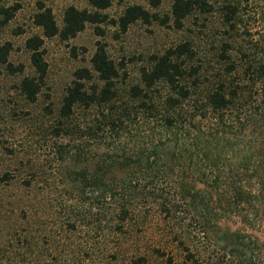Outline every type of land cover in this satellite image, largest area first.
I'll list each match as a JSON object with an SVG mask.
<instances>
[{"label":"rangeland","instance_id":"rangeland-1","mask_svg":"<svg viewBox=\"0 0 264 264\" xmlns=\"http://www.w3.org/2000/svg\"><path fill=\"white\" fill-rule=\"evenodd\" d=\"M204 1L211 5L209 11L197 8L177 26L171 17V0H161L156 7L150 0H111L110 6L100 11L105 15L102 22L86 23L67 40L43 36L33 21L36 0L0 2V51L9 44L5 62L0 55V256L3 248L14 244L18 248L9 261L15 264H130L135 255L157 264H256V236L263 240L264 225L245 224L228 210L212 215L222 218L213 229L202 224L194 210L173 209L172 204H181L173 178L153 181L145 189L128 188L124 201L132 210L125 221H120L115 208L122 195L97 201L90 193L91 198L81 199L77 184L67 177L70 168L84 165V155L90 158L99 147L124 146L128 135L143 131V126L136 124L119 134L107 129L102 136L91 131L85 134L83 126L94 127L102 113L109 114V104L76 109L75 129L69 134L63 131L59 109L75 71L87 68L92 75L87 85L100 83L90 62L97 43L104 45L117 68L114 82L116 104L120 106L137 104L131 87H143L140 70L151 64L152 56L180 43H188L193 51V57L184 64L199 67L201 88L210 87L224 73L226 76L225 67L230 62L237 69L226 78L233 81L239 77L241 58L237 51L243 49L256 58V32L261 28L256 22V0H229L239 8L233 30L221 13L226 0ZM135 4L157 17L149 23L137 20L122 32L116 21L127 6ZM46 6L52 9L59 26L68 6L94 10L87 0H50ZM2 10H9L12 16L7 20ZM34 35L44 39L47 67L40 92L32 102L22 94L20 81L36 75L25 45ZM225 43L231 44L229 60L220 58ZM8 64L22 65L23 69L13 71ZM170 93V88L159 82L150 94L155 102H162ZM163 197L171 213L160 205ZM75 199L80 206L79 217L70 227L64 207L76 203ZM228 230L245 236L242 243L234 244V251L226 241ZM0 259L5 261L4 256Z\"/></svg>","mask_w":264,"mask_h":264},{"label":"trees","instance_id":"trees-1","mask_svg":"<svg viewBox=\"0 0 264 264\" xmlns=\"http://www.w3.org/2000/svg\"><path fill=\"white\" fill-rule=\"evenodd\" d=\"M47 1L50 0H36L34 24L41 28L44 37L58 36L63 40L74 37L85 28L86 23L102 22L105 15L100 11L111 4V0H87L94 10L68 6L59 26L52 9L46 6ZM160 2L150 0L153 7ZM225 2L221 13L224 22L233 30L239 14L238 4L229 0ZM197 8L209 11L211 5L204 0H171L173 23L182 25L183 20ZM2 12L7 20L12 16L9 10ZM156 17L141 5H129L116 24L124 32L137 20L149 23ZM256 22L261 26L256 32V58L243 49L237 51L241 58L239 77L233 81L229 76L226 78L237 69L230 62L225 67L226 76L224 73L223 78L210 87L201 88L199 67L184 64L193 57V51L188 43H180L161 55L152 56L151 64L140 70L143 87H131V94L138 100L133 106L116 104L114 79L118 71L104 45L97 43L90 62L100 83L88 86L87 82L92 80L90 70L80 68L75 71V79L67 88L59 109V115L64 120L63 126L62 123L60 126L69 134L76 127L73 121L76 109L109 104V114L102 113L94 127L83 126L84 131L87 130L85 134L91 131L93 135L100 133L102 136L106 129L119 134L136 124L143 126V131L128 135L129 142L124 146L99 147V152L93 151L90 158L84 155L82 167L70 168L67 177L77 184L78 196L89 199L88 194L93 193V198L102 201L122 195L115 214L120 221H125L132 210L124 201V192L128 188L141 186L145 189L153 181L173 178L181 202L179 205L172 204L173 209L187 207L194 210L202 224L213 229L222 218L212 215H216L217 210H228L241 217L245 224L264 225V0H256ZM43 44L44 39L40 35L31 36L25 42L36 75L24 76L20 81V90L32 102L37 99L46 73ZM8 45L0 51L3 62ZM229 47L230 43L223 45L221 59H231ZM7 66L13 71L23 69L22 65ZM159 82H164L171 93L162 102H155L150 93ZM139 117L144 120H139ZM117 173L124 174L118 176ZM75 201L64 207L70 227H74L76 216L79 217L77 210L80 206ZM160 205L171 213L166 197ZM226 237L233 251L234 244L245 239L240 231L228 230ZM17 248L14 244L3 248L0 257L4 256L5 261L0 259V264H15L9 259ZM243 255L246 257V252ZM130 264L157 263L148 261L143 255H135ZM256 264H264V232L263 240L256 236Z\"/></svg>","mask_w":264,"mask_h":264}]
</instances>
